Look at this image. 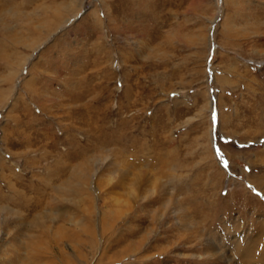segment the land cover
I'll use <instances>...</instances> for the list:
<instances>
[{"label": "rangeland", "instance_id": "rangeland-1", "mask_svg": "<svg viewBox=\"0 0 264 264\" xmlns=\"http://www.w3.org/2000/svg\"><path fill=\"white\" fill-rule=\"evenodd\" d=\"M9 3L0 264H264V0Z\"/></svg>", "mask_w": 264, "mask_h": 264}, {"label": "bare ground", "instance_id": "bare-ground-1", "mask_svg": "<svg viewBox=\"0 0 264 264\" xmlns=\"http://www.w3.org/2000/svg\"><path fill=\"white\" fill-rule=\"evenodd\" d=\"M33 1V0H32ZM36 1V0H35ZM3 2H4V5H3V7H1V9L2 8H5V5L6 4H12L13 5V3H9V2H11V0H3ZM16 2H18V1H16ZM46 8V10L47 9H49V7L48 6H46L45 7ZM1 9H0V13H1ZM6 9V8H5ZM56 9H57V11H56V20L54 21V23H56V22H60L61 20H62V18L64 17L63 15H61V8H60V6L58 7V6H56ZM3 11V10H2ZM55 11V10H54ZM7 12H9V15H11V17L13 18V19H15L16 21H18V23H22L21 25H22V27L23 28H26L27 29V31L29 30V27H28V25H25L22 21H26L25 19H26V12L24 13V12H22L21 10H20V8L17 6V5H15V6H11V8L9 9V11H7ZM63 14V13H62ZM3 17H5V16H3ZM60 17H62V18H60ZM59 18H60V20H59ZM28 19V18H27ZM2 24V23H1ZM6 25V24H5ZM48 25V27H50L51 25H49V24H47ZM46 25V26H47ZM56 26V25H55ZM49 29H51V28H48V30ZM1 30V29H0ZM3 31H5L4 33H0V63H4V64H7V66L9 67V68H12V62H13V60L10 58V56L6 53V48L7 47H10L11 46V48H13L14 49V52H15V54L17 53V49H18V46H20V45H23V44H27V46L28 47H34L35 45H36V43H37V41L39 40V34H38V31H28L29 32V35L31 36L29 39H27L26 41H28V42H26L23 38H21L20 36H19V34L18 33H13L12 31H14L11 27L10 28H5ZM2 31V32H3ZM39 35V36H38ZM17 48V49H16ZM11 73V72H10ZM12 74V73H11ZM9 78H12L11 77V75L9 76V75H7ZM13 76V75H12ZM1 91V90H0ZM7 91L5 90L4 92L2 91V94L3 93H5V94H7L6 93ZM64 189H66L67 191H70V190H72V187L70 186L69 187V184L66 186V187H64V188H62V190H64ZM61 190V189H60ZM263 191H264V189H263ZM16 204V203H15ZM4 211H5V209H4V207H0V218H1V214L2 213H4ZM8 211V210H7ZM5 221V220H4ZM2 224H3V221H2ZM262 251V250H261ZM260 254V253H259ZM264 255V254H263ZM263 255H261V256H263Z\"/></svg>", "mask_w": 264, "mask_h": 264}, {"label": "snow or ice", "instance_id": "snow-or-ice-1", "mask_svg": "<svg viewBox=\"0 0 264 264\" xmlns=\"http://www.w3.org/2000/svg\"><path fill=\"white\" fill-rule=\"evenodd\" d=\"M214 120H215V117H214Z\"/></svg>", "mask_w": 264, "mask_h": 264}]
</instances>
